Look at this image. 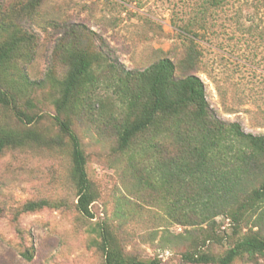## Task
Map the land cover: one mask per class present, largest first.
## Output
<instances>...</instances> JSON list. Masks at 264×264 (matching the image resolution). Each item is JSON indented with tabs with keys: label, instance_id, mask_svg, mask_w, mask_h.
Here are the masks:
<instances>
[{
	"label": "rangeland",
	"instance_id": "obj_1",
	"mask_svg": "<svg viewBox=\"0 0 264 264\" xmlns=\"http://www.w3.org/2000/svg\"><path fill=\"white\" fill-rule=\"evenodd\" d=\"M30 1L0 0V44L13 30L10 18L33 36L32 48L21 50L1 74L18 82H43L19 91L18 106L34 118L33 129L46 139L59 133L52 119L57 84L47 72L56 80L65 72L53 58L59 35L55 26L77 23L102 38L127 70L170 59L176 77L189 73L200 78L218 119L264 135V0H38L31 17L25 11L17 15ZM99 95L105 96L103 91ZM29 101L32 107L26 106ZM109 124L88 113L71 123L96 192L92 218L75 208L66 138L62 148L30 145L0 154V264H103V226L126 256L146 264H190L182 261L179 248L164 249L160 238L164 232L177 235L191 228L166 219V200H154L150 190L136 186L138 169L145 163L138 164L137 148L133 166L129 152H116ZM1 126L21 128L3 108ZM162 144L173 153L169 140ZM215 223L216 240L210 247L215 255L250 232L245 222L237 225L225 215L217 216ZM24 252L31 254L30 260L22 257ZM232 264H264V256Z\"/></svg>",
	"mask_w": 264,
	"mask_h": 264
},
{
	"label": "trees",
	"instance_id": "obj_2",
	"mask_svg": "<svg viewBox=\"0 0 264 264\" xmlns=\"http://www.w3.org/2000/svg\"><path fill=\"white\" fill-rule=\"evenodd\" d=\"M37 1L21 5L17 15L25 11L31 17ZM9 22L13 30L0 44V108L9 110L21 128L0 127V154L30 145L62 148L66 138L75 208L92 218L96 192L71 123L81 113L97 115L110 123L116 152H129L132 166L137 148L138 164L145 166L138 169L136 186L150 190L154 200H166L162 208L166 219L191 228L177 235L164 232L160 238L164 249L179 248L182 261L190 264H232L239 258L253 261L264 256V135L246 133L237 122L218 119L206 101L200 78L189 73L176 77L170 59L157 60L143 70H127L102 38L77 23L55 26L59 35L53 58L65 72L61 80L47 72L57 84L52 119L59 133L46 139L33 129L34 118L18 106L19 91L43 82L25 78L18 82L1 74L21 56V50L33 44L32 35L20 31L11 18ZM186 65L190 67L191 61ZM26 106L33 105L29 101ZM165 139L173 147L172 154L163 148ZM219 215L237 225L245 222L250 232L215 255L210 247L216 240ZM100 238L103 264H146L126 256L106 226ZM22 257L30 260L31 254L24 252Z\"/></svg>",
	"mask_w": 264,
	"mask_h": 264
}]
</instances>
